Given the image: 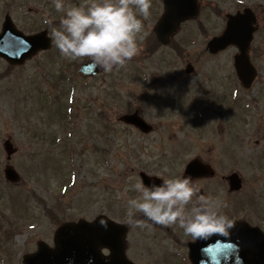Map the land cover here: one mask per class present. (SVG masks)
<instances>
[{
	"label": "rangeland",
	"instance_id": "374dc122",
	"mask_svg": "<svg viewBox=\"0 0 264 264\" xmlns=\"http://www.w3.org/2000/svg\"><path fill=\"white\" fill-rule=\"evenodd\" d=\"M89 2L65 0L66 6ZM199 2V16L174 38L181 56L171 46L152 52V28L163 7L162 0H151L150 15L141 17V52L124 67L81 78L79 66L90 58L73 60L54 46L10 70L0 59V264H22L38 241L51 246L64 222L105 215L126 224V201L138 195L132 185L141 171L180 176L195 158L210 163L219 176L241 177L236 194L215 184L217 197L205 182L209 196L227 201L225 214H235L238 202L239 215L264 224V0ZM245 7L259 24L252 46L258 54H251L258 76L248 90L233 69L235 48L217 56L206 51L207 41L223 30L226 14ZM7 14L27 35L50 32L45 16L59 24L62 15L53 0H0V29ZM188 63L195 69L191 74L185 72ZM134 111L154 127L152 133L117 121ZM6 139L17 149L9 161L2 147ZM8 165L18 172L17 183L4 179ZM126 226L133 246L142 248L146 241H140L138 228Z\"/></svg>",
	"mask_w": 264,
	"mask_h": 264
},
{
	"label": "clouds",
	"instance_id": "9594fccd",
	"mask_svg": "<svg viewBox=\"0 0 264 264\" xmlns=\"http://www.w3.org/2000/svg\"><path fill=\"white\" fill-rule=\"evenodd\" d=\"M53 4L62 13L59 24L47 15L44 23L49 25L52 45L63 56L73 60L88 57L111 72L140 54L141 17L150 15L151 0H90L85 6L53 0ZM132 189L138 195L126 201L130 226L178 224L193 238L229 235L235 226V220L223 212L227 202L203 194L191 175L167 177L150 185L138 179ZM138 213L143 219L137 218Z\"/></svg>",
	"mask_w": 264,
	"mask_h": 264
},
{
	"label": "water",
	"instance_id": "95a60500",
	"mask_svg": "<svg viewBox=\"0 0 264 264\" xmlns=\"http://www.w3.org/2000/svg\"><path fill=\"white\" fill-rule=\"evenodd\" d=\"M164 12L157 22L154 33L157 40L163 45L168 44L179 25L186 20L194 19L198 15L197 0H164ZM224 31L218 37L213 38L207 45L208 50L216 54L228 46H235L238 54L234 57V68L244 89L251 86L256 77V71L250 63L248 51L253 33L256 30L255 18L250 10L246 9L243 13L228 16ZM51 39L47 37V32H42L35 36L26 37L18 32L9 18H6L0 34V57L4 58L12 65H20L25 60L32 58L41 50L50 49ZM99 71L92 61L82 66L83 76L93 75ZM190 71V69L188 70ZM125 123L132 124L143 132L150 129L145 122L136 115L124 116ZM4 147L10 156L14 151L11 145L6 142ZM197 165L196 162H193ZM188 166L186 173L189 172ZM5 176L8 180L16 182L18 177L12 168L7 167ZM145 184L152 182L145 175H141ZM231 190H239L240 180L233 175L229 178ZM105 222L107 227L104 226ZM235 226L243 227L238 231L243 238L232 239L230 247V257L239 260L230 264H264V236L258 230L249 229L244 223ZM123 228L113 224L106 218H100L94 223L79 221L78 223L63 224L58 228L54 235V248H49L46 244L39 242L37 251L30 255H25L22 259L23 264H130L121 254ZM234 234H236L234 232ZM237 236V235H236ZM242 242V245H241ZM242 246V247H241ZM109 248L111 256L102 258L98 250ZM223 264H228L225 261Z\"/></svg>",
	"mask_w": 264,
	"mask_h": 264
},
{
	"label": "flooded vegetation",
	"instance_id": "af4514ba",
	"mask_svg": "<svg viewBox=\"0 0 264 264\" xmlns=\"http://www.w3.org/2000/svg\"><path fill=\"white\" fill-rule=\"evenodd\" d=\"M175 176H179L177 172H175ZM173 176V177H175ZM167 178V177H166ZM195 179V178H194ZM199 182L201 191L203 194L208 195L207 193L210 191L205 186V182H211V188L214 191V197L219 195V191L221 186L223 187V191L226 189L227 184L224 176L216 178H196ZM215 179V180H214ZM221 180L224 181L221 184ZM220 183L218 189L215 187V184ZM227 202V201H226ZM190 207V206H189ZM236 208V207H235ZM237 210V209H236ZM236 214V213H235ZM228 214L229 217L234 218L235 220H245L242 215ZM139 218L143 219V215L139 214ZM248 221V218L247 220ZM249 222V221H248ZM126 225H129L126 223ZM175 225V230L172 231ZM174 225H159L155 223H148L144 226H131V229L134 227L137 231H140L141 238L140 241H146V244L139 248L134 247L132 244V240H130L129 235L132 233L128 230V227L125 226V236H124V248L123 254L127 260L132 262L133 264H197L198 262H206V264H221L219 263L216 255L218 254V246L217 243L213 241L218 239L220 236L218 234H212L210 236L204 237V248L202 249L198 244L200 243V238H193L190 235H185L182 228L179 227L178 224ZM243 229L238 226H234L231 232H236V234L226 235L227 239H236L239 242V239L243 238L239 236L238 231H242ZM237 235V236H236ZM228 236V237H227ZM240 243V242H239ZM232 244V243H231ZM230 244V245H231ZM226 250L227 244L221 243ZM242 245V242H241ZM242 247V246H241ZM231 253V252H230ZM101 254L103 258L109 255V252L106 250H102ZM227 263H232L233 258H226L224 260Z\"/></svg>",
	"mask_w": 264,
	"mask_h": 264
}]
</instances>
